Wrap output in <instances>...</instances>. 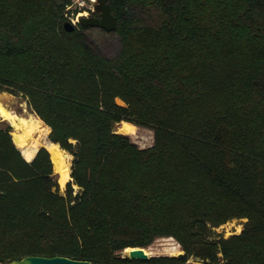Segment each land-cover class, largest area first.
I'll use <instances>...</instances> for the list:
<instances>
[{
    "label": "trees",
    "instance_id": "obj_1",
    "mask_svg": "<svg viewBox=\"0 0 264 264\" xmlns=\"http://www.w3.org/2000/svg\"><path fill=\"white\" fill-rule=\"evenodd\" d=\"M72 3L0 0V58L21 74H0V92L73 156L61 193L48 150L27 161L0 120V262L264 264V0H111L110 32L66 31ZM123 121L153 145L114 130ZM233 219L240 234H215ZM158 237L183 256L124 257Z\"/></svg>",
    "mask_w": 264,
    "mask_h": 264
},
{
    "label": "rangeland",
    "instance_id": "obj_2",
    "mask_svg": "<svg viewBox=\"0 0 264 264\" xmlns=\"http://www.w3.org/2000/svg\"><path fill=\"white\" fill-rule=\"evenodd\" d=\"M90 2H91V0H73L72 5L69 6L68 8H66V10L64 11L63 17H64L65 21H69L75 27H77L79 24L78 20L81 16H90V14H92L93 5ZM207 8L209 11L211 10V12L216 11L217 19H219V17H218V14L220 12L219 8H216L214 6H212V9H211V6L207 7ZM207 8L205 9V11H207ZM74 10H75V12H74ZM231 34H232V32H231ZM232 40H233V42H232ZM231 44H232L231 46L235 45L239 48H247L246 40L243 38H242V40L237 39V38H235L234 35H233V39L231 38ZM0 74L2 76H5L4 84H8V85L13 84V83H9V80H11V79L17 80L21 75L18 68H16L15 66H13L10 63L4 61L1 58H0ZM115 102L119 105H123V106L125 105V103L120 98H116ZM4 105L7 109L11 108V109H9L11 112L16 114L19 118H23L25 120V122H27L28 125L32 126L31 132L27 135V143L28 144L26 146L28 147V145L31 143L32 139L37 138V136L39 134V129H41L43 126H47V125L44 122L42 124H38L40 118L32 111V109L29 106H27V104L24 101H22V99H19V96H17V95H15V97L11 100L10 99L5 100ZM0 120H5V122L10 124V122L8 120H6L2 117H0ZM121 123L119 125V129L117 132L128 135L130 137L131 141L133 143H135L139 148H148V147L153 145L154 134L150 128L139 126V125L128 122L130 125H132L130 128V131L124 132V131H122ZM11 126H12V131H14V126L13 125H11ZM24 130H26V127H24ZM49 133H50V128H49V132L47 133V136H46L47 139H48ZM40 147H44V146L40 145L39 148ZM44 148H46V147H44ZM72 160H73V156L71 155V159L69 161L70 168L72 165ZM53 169H54V167H53ZM70 173H71V169L69 170V176H70ZM55 174H56L57 179H58L59 178L58 173L55 172ZM69 180H70V178H69ZM58 183H59V181H58ZM65 184H63V185L59 184L61 193L64 192ZM74 187L76 188V186H74ZM243 225H244V222L241 220H231V221H228L227 223L223 224L222 226H220L218 228H214L213 231L215 232V234H218V235H221L224 237L228 236V235L232 236V235L240 234L241 228L243 227ZM150 245H152L153 247ZM150 245L147 247V249L151 248L152 252L154 251L153 254H150L151 256H176L179 253H184L179 241L173 237H170V238L169 237H158ZM187 262L189 264H200L201 260L196 259L194 257H191V258H189V260Z\"/></svg>",
    "mask_w": 264,
    "mask_h": 264
},
{
    "label": "water",
    "instance_id": "obj_3",
    "mask_svg": "<svg viewBox=\"0 0 264 264\" xmlns=\"http://www.w3.org/2000/svg\"><path fill=\"white\" fill-rule=\"evenodd\" d=\"M110 1L111 0H92L90 3L93 5L92 13L98 14V17L96 16H81L78 20L79 24H81L84 27H95V28H101L107 32L113 31L116 29V22L117 19L115 16L112 15L111 9H110ZM64 28L66 31H73L74 25L69 22H64ZM15 95L9 93V92H0V102L4 105V101L7 99H13ZM19 99H22L26 103V100L23 99L21 96H19ZM27 104V103H26ZM43 121L39 120L38 124H42ZM119 124L114 125V130L118 131ZM71 179V178H70ZM233 220H241L244 223L247 222V219H233ZM222 226V225H221ZM243 227L241 228V230ZM230 235L225 236V238H228ZM147 248H141V247H132L127 248L123 251L124 257L130 258V259H139V260H147L151 257L146 252ZM176 256H183V253H179ZM0 264H93L92 262L88 260H76L71 259L66 256H40V255H29L25 256L18 260H11L10 262H0Z\"/></svg>",
    "mask_w": 264,
    "mask_h": 264
},
{
    "label": "bare ground",
    "instance_id": "obj_4",
    "mask_svg": "<svg viewBox=\"0 0 264 264\" xmlns=\"http://www.w3.org/2000/svg\"><path fill=\"white\" fill-rule=\"evenodd\" d=\"M9 109H11V108H9ZM9 109H7L5 106H3V104L0 102V117L8 120L10 122V124L14 126V131H12V133H11L12 139H13L14 143L16 144V146L21 150L24 158L27 161H30L35 156L40 145L46 147V149L48 150V152L50 154V158H51V161L53 163L54 170L59 175V178H58L59 184H61V185L65 184L70 178L69 170L71 168H70L69 161L71 159V154L62 150L57 144L50 142L47 139L46 136H47V133L49 132V128L47 126H43L41 129L38 128L39 134H38L37 138L32 139L31 143L27 147L26 146L28 144L27 143V135L31 132L32 126L28 125L27 122H25V120L23 118H19L16 114L11 112ZM121 126H122V131L128 132V131H130V128L132 125H130L128 122L123 121L121 123ZM24 127H26V130H24ZM150 246H152V245H150ZM146 252L150 255V254H153L154 251L152 252V249L149 248L146 250Z\"/></svg>",
    "mask_w": 264,
    "mask_h": 264
},
{
    "label": "flooded vegetation",
    "instance_id": "obj_5",
    "mask_svg": "<svg viewBox=\"0 0 264 264\" xmlns=\"http://www.w3.org/2000/svg\"><path fill=\"white\" fill-rule=\"evenodd\" d=\"M91 15L98 17V14H93V13H92V14H90V16H91Z\"/></svg>",
    "mask_w": 264,
    "mask_h": 264
}]
</instances>
